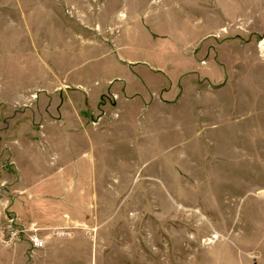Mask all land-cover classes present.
I'll list each match as a JSON object with an SVG mask.
<instances>
[{
  "label": "rangeland",
  "instance_id": "374dc122",
  "mask_svg": "<svg viewBox=\"0 0 264 264\" xmlns=\"http://www.w3.org/2000/svg\"><path fill=\"white\" fill-rule=\"evenodd\" d=\"M0 264H264V0H0Z\"/></svg>",
  "mask_w": 264,
  "mask_h": 264
},
{
  "label": "crops",
  "instance_id": "0c3cea01",
  "mask_svg": "<svg viewBox=\"0 0 264 264\" xmlns=\"http://www.w3.org/2000/svg\"><path fill=\"white\" fill-rule=\"evenodd\" d=\"M13 146V145H12ZM15 147V146H14ZM17 147V146H16ZM93 148V147H92ZM12 153H14V154H12L11 156H10V158L12 157V162H13V169L15 168V169H17L16 171L18 172V174L19 173H24V174H26V173H38V174H40V170H39V168L37 167H35V166H32L30 163H32V162H30V161H27V159H29L28 157H30L29 156V154H27V152H23L21 155H23L24 156V160L22 161V163H20V161H18L20 158L22 159V157L21 156H19V157H17L16 156V149H14L13 148V150H12ZM93 149H92V155H93ZM10 171H11V168L9 167L8 168ZM58 170H59V172H62V173H60L59 175L58 174H55V175H57V177L59 176H63V172H64V168L63 167H60V168H58ZM58 171H57V173H59ZM23 174V175H24ZM40 176V175H39Z\"/></svg>",
  "mask_w": 264,
  "mask_h": 264
},
{
  "label": "built area",
  "instance_id": "2783aa9c",
  "mask_svg": "<svg viewBox=\"0 0 264 264\" xmlns=\"http://www.w3.org/2000/svg\"><path fill=\"white\" fill-rule=\"evenodd\" d=\"M13 232V231H11ZM14 237L16 236L15 232L11 233ZM31 242L32 244L36 247V248H41L44 245V242L42 239H40L38 236H34L31 238Z\"/></svg>",
  "mask_w": 264,
  "mask_h": 264
}]
</instances>
